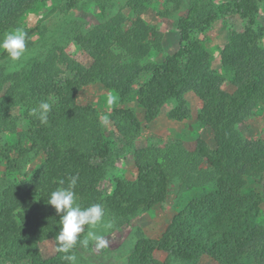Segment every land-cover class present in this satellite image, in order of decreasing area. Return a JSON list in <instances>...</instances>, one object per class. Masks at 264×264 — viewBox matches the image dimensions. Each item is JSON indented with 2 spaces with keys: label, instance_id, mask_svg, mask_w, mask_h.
Masks as SVG:
<instances>
[{
  "label": "trees",
  "instance_id": "trees-1",
  "mask_svg": "<svg viewBox=\"0 0 264 264\" xmlns=\"http://www.w3.org/2000/svg\"><path fill=\"white\" fill-rule=\"evenodd\" d=\"M38 1L46 0H0V34L19 12ZM78 1L66 3L79 6ZM139 1L128 0L127 5L134 9ZM255 2L237 0L233 8L219 5L216 14L231 10L245 16ZM210 4L211 0H196L178 19L177 50L146 66L140 62L150 50L143 24L126 26L120 16L110 17L100 30L71 23L72 38L90 57L89 66L68 56L55 40H43L47 32L43 26L39 29L43 38L36 43L27 33L26 58L17 66L4 51L0 54V133L17 131L16 109L28 120V128L20 132L24 138L14 145L0 143V162L6 161L9 169H21V163L33 158L31 153H46L45 166L34 171L30 179L8 181L0 189L1 263L28 260L29 264H68L62 259L63 253L43 258L39 243L52 238L56 244L60 214L46 202L61 186L60 180L66 187L68 177L78 174L74 189L77 202L83 207L101 203L123 221L163 202L174 181L180 191L199 188L173 216L163 236L170 246L166 259L160 261L150 255L154 243L140 235L127 264H197L202 255L219 264H264V226L256 220L262 197L246 190L245 181L248 175L264 173V150L257 153L237 128L259 104L264 87L262 34L239 33L222 47L221 63L232 73L235 86L232 93L222 91V78L210 69L208 52L191 42V32L198 28L194 10L200 9L210 20L215 15ZM116 47L123 48L131 60L118 64ZM143 73L148 77L135 89L134 83ZM106 76L113 78L111 87L119 103L135 100L143 108L146 122L167 100H183L184 94L192 91L202 101L198 119L212 130L215 145L210 148L199 139L190 155L174 143L140 150L134 156L136 177L126 181L123 206L112 195L104 197L98 187L103 173L94 160L108 156L98 114L93 107L74 102L75 91ZM42 100L52 105L47 124L30 115V109ZM109 118L127 144L140 134L141 123L132 109L115 107ZM25 138L30 143L28 148L22 145ZM13 152L17 158L10 157ZM192 161L206 166L191 170Z\"/></svg>",
  "mask_w": 264,
  "mask_h": 264
},
{
  "label": "rangeland",
  "instance_id": "rangeland-1",
  "mask_svg": "<svg viewBox=\"0 0 264 264\" xmlns=\"http://www.w3.org/2000/svg\"><path fill=\"white\" fill-rule=\"evenodd\" d=\"M67 1L70 0H46L30 4L8 23L6 31L22 28L29 33V39L36 43L43 38L39 31L43 26L47 29V32L43 33L44 36L46 35L43 40H55L64 48L68 56L89 66L90 57L72 38L71 23L78 24L82 29L100 30L103 22L110 17L120 16L126 26L138 22L143 24L150 50L140 62L146 66L152 62L161 61L165 54L177 50L178 19L186 15L196 0H140L134 9L127 5L128 0H91V2L90 0H79V6L73 7H69ZM236 1L211 0L212 5L210 4L209 9L211 14L215 15L210 20L201 13L200 9L195 8L194 16L198 28L191 32V42L208 52L211 62L210 69L222 78L220 89L229 93L235 90V86L231 82L232 73L221 63L220 50L222 47L232 36L239 33L245 35L260 33L262 34L261 42L264 44V3L261 0H256L245 16L231 10L224 15L216 14L217 6L229 5L233 8ZM43 40L39 44L43 43ZM2 52L3 50L0 49V54ZM114 53L118 64L131 60L123 48L116 47ZM147 77L148 75L143 73L134 83L135 89ZM112 82L113 78L106 76L102 80L81 87L74 92V102L77 105L91 106L98 114L108 149V156L105 159L94 160L103 173L98 187L104 197L112 195L117 203L123 206L127 197L126 181L136 177L134 156L140 150L149 146L162 147L174 143L180 145L182 152L190 155L199 139L205 140L210 148H214L215 145L212 130L198 119L202 101L192 91L185 93L183 100L177 98L167 100L157 115L146 122L144 110L135 100L129 99L124 103H119L118 96L111 87ZM7 87H5V92ZM115 107L132 109L141 123L140 134L133 139L131 144H127L125 139L116 132L109 118L110 111ZM184 111L187 112L184 114ZM13 114L17 119V131L0 133L2 144H16L19 139L24 138L20 132L28 128V120L20 110H14ZM237 128L257 153L264 150V87L260 90L259 104L237 125ZM22 140V145L28 148L30 145L28 140L26 138ZM31 155L33 158L29 162L21 163V169H9L6 161L0 162V189L8 181L30 179L34 171L45 166V151L39 150ZM10 157L17 158V153L13 152ZM205 166L206 164L201 162L189 163L191 170ZM245 181L246 190L258 192L262 197L256 220L264 226V173L259 176L248 175ZM197 191L199 188L180 191L178 183L174 181L169 186L163 202L145 212L125 218L124 221L122 217L109 213L102 205L105 211L104 220L112 222L113 227L106 231L98 225L95 231L105 236L109 242L108 247L98 250L93 242H90L87 247L78 246L73 251L77 257L76 264H127V257L140 235L154 243V247L148 253L164 261L170 246L168 242L163 241V236L170 228L171 219ZM86 231L81 234V238L86 235ZM55 248L56 244L52 238L39 243V252L43 258L53 257L56 253ZM0 264H29V261L0 262ZM197 264L219 263L208 255H202Z\"/></svg>",
  "mask_w": 264,
  "mask_h": 264
},
{
  "label": "clouds",
  "instance_id": "clouds-1",
  "mask_svg": "<svg viewBox=\"0 0 264 264\" xmlns=\"http://www.w3.org/2000/svg\"><path fill=\"white\" fill-rule=\"evenodd\" d=\"M26 40L27 33L19 27L5 31L0 36V49L4 51L14 67L26 58ZM51 109L52 105L48 101L42 100L36 107L30 109V115L37 118L41 124H47ZM78 180V174L69 176L66 187L64 186L65 181L60 180L59 185L61 186L50 193L46 202L60 214L59 231L54 237L56 240L55 251L63 253L62 259L68 264H76L77 257L72 250L77 244L87 247L90 242H93L98 250L108 247V240L103 234H98L95 229L98 225H101L106 231L113 227L112 222L104 220L105 211L101 203H92L83 207L77 202L74 189ZM86 228V235L81 238V234L85 233Z\"/></svg>",
  "mask_w": 264,
  "mask_h": 264
}]
</instances>
